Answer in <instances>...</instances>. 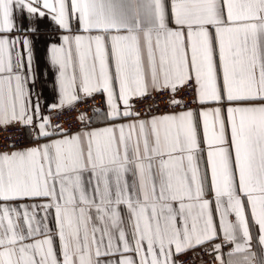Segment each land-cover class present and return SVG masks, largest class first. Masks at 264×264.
Listing matches in <instances>:
<instances>
[{"label": "snow or ice", "instance_id": "obj_1", "mask_svg": "<svg viewBox=\"0 0 264 264\" xmlns=\"http://www.w3.org/2000/svg\"><path fill=\"white\" fill-rule=\"evenodd\" d=\"M154 93L180 110H134ZM10 126L32 143L0 151V264H196L216 239L264 264V0H0Z\"/></svg>", "mask_w": 264, "mask_h": 264}, {"label": "built area", "instance_id": "obj_2", "mask_svg": "<svg viewBox=\"0 0 264 264\" xmlns=\"http://www.w3.org/2000/svg\"><path fill=\"white\" fill-rule=\"evenodd\" d=\"M154 95L155 101H153L150 97L144 99L143 101H137L136 99H133L131 103L135 106L134 110L143 114L147 111L146 105L149 103L159 105L158 108L154 106L151 109L152 113L154 114L180 110L178 108H172L168 106L166 93H154ZM176 99H181L185 102H188L192 99V93L190 91L180 90L178 88ZM103 107V95L96 94L93 98H89L83 102L77 103L75 107L71 108L70 110L63 111L62 115H53L52 119L55 123L62 124L65 129H75L79 127V121L76 119V117L80 112H87L90 115L93 108L103 109ZM24 132L25 130L20 126H10L6 131L3 128H0V151L10 149V145L12 143H16L17 145H20L21 142L26 143L27 137L24 135ZM214 243L222 245L220 253L213 252L212 254H209L208 252H202L201 255L203 259L201 260L199 257H197L196 264H219L217 256L227 253L232 247V244L226 243L222 239H217L214 241ZM206 247L210 249L211 245H206ZM191 256L192 253H188L187 255L181 256L180 259L185 261L186 264H190L189 258Z\"/></svg>", "mask_w": 264, "mask_h": 264}, {"label": "crops", "instance_id": "obj_3", "mask_svg": "<svg viewBox=\"0 0 264 264\" xmlns=\"http://www.w3.org/2000/svg\"><path fill=\"white\" fill-rule=\"evenodd\" d=\"M41 28H45V29L48 28V21H45V22L41 25ZM55 34H56V33H53V32H51V31H46V32H42V33H41L42 36H43V35H55ZM57 42H58V41H57ZM39 45H40L39 50H40V55H41V59H40V62H39V66H40V69L43 70V69L47 66V65H46V61H45V59H44V55H45V47H46V41H44L43 39H41V41L39 42ZM48 72H49V75H48V79H47V81H46L44 84H40V85H38V87H39V88L42 90V92H43V95H42V97H41V101H42V103H44V104L51 103V102H52V99H53V97H54V95H55L54 90H53V88H54V85H53V76H52V72H53V70L51 69L50 66L48 67ZM28 87L30 88L31 85L29 84ZM102 95H103V97H104V107H103V108H105V107H106V94H102ZM165 113H168V112H165ZM165 113H160V114H165ZM31 143H32V141H30V140L27 139V142L24 143V144H25L26 146H31ZM13 150H15V149L10 148V149L5 150V151L10 152V151H13ZM216 240H217V239H216ZM252 245H253L252 250L255 251V252H257V255L259 256V254H260V252H261V246L258 245V242H257L255 236H254V238H253ZM233 247H234V245L232 244V247L230 248L229 251H231ZM229 251H228V252H229ZM228 252H227V253H228ZM227 253H225V254L222 255L223 258H224V260H225V262H227V259H228ZM234 259H236V257H234Z\"/></svg>", "mask_w": 264, "mask_h": 264}]
</instances>
